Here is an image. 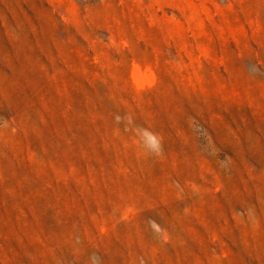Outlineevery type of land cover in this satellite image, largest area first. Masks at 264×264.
Segmentation results:
<instances>
[{"label":"rangeland","instance_id":"rangeland-1","mask_svg":"<svg viewBox=\"0 0 264 264\" xmlns=\"http://www.w3.org/2000/svg\"><path fill=\"white\" fill-rule=\"evenodd\" d=\"M0 264H264V0H0Z\"/></svg>","mask_w":264,"mask_h":264},{"label":"clouds","instance_id":"clouds-1","mask_svg":"<svg viewBox=\"0 0 264 264\" xmlns=\"http://www.w3.org/2000/svg\"><path fill=\"white\" fill-rule=\"evenodd\" d=\"M133 131L136 134L141 147L146 152L153 155H159L162 152V140L157 134L138 125L134 126Z\"/></svg>","mask_w":264,"mask_h":264}]
</instances>
